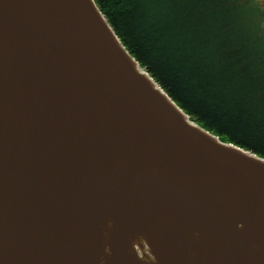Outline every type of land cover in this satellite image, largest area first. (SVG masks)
<instances>
[{"label": "water", "instance_id": "water-1", "mask_svg": "<svg viewBox=\"0 0 264 264\" xmlns=\"http://www.w3.org/2000/svg\"><path fill=\"white\" fill-rule=\"evenodd\" d=\"M0 264H264V157L192 120L96 0H0Z\"/></svg>", "mask_w": 264, "mask_h": 264}, {"label": "trees", "instance_id": "trees-1", "mask_svg": "<svg viewBox=\"0 0 264 264\" xmlns=\"http://www.w3.org/2000/svg\"><path fill=\"white\" fill-rule=\"evenodd\" d=\"M248 1L262 4L96 0L126 48L190 117L264 157V27L257 12L247 13Z\"/></svg>", "mask_w": 264, "mask_h": 264}, {"label": "rangeland", "instance_id": "rangeland-1", "mask_svg": "<svg viewBox=\"0 0 264 264\" xmlns=\"http://www.w3.org/2000/svg\"><path fill=\"white\" fill-rule=\"evenodd\" d=\"M248 3L250 5L251 11H249L247 13L257 12L256 14L259 18V21L261 22L262 27H264V0H262V2H261L262 4L259 6H256L253 1H248ZM243 11H244V9H243ZM238 13H240V11H238ZM241 26L243 28H245V30H251L249 23H248V18H247V21L245 18L241 19ZM258 26H259V23H258Z\"/></svg>", "mask_w": 264, "mask_h": 264}]
</instances>
